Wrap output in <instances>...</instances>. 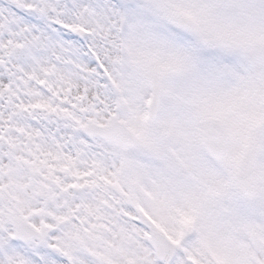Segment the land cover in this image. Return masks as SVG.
Instances as JSON below:
<instances>
[{
	"label": "snow or ice",
	"instance_id": "6c2138e0",
	"mask_svg": "<svg viewBox=\"0 0 264 264\" xmlns=\"http://www.w3.org/2000/svg\"><path fill=\"white\" fill-rule=\"evenodd\" d=\"M0 264H264V0H0Z\"/></svg>",
	"mask_w": 264,
	"mask_h": 264
}]
</instances>
